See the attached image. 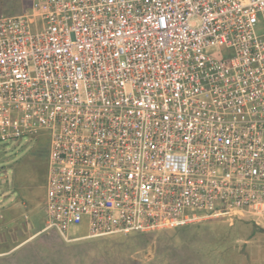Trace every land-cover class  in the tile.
I'll return each instance as SVG.
<instances>
[{
	"label": "built area",
	"instance_id": "2783aa9c",
	"mask_svg": "<svg viewBox=\"0 0 264 264\" xmlns=\"http://www.w3.org/2000/svg\"><path fill=\"white\" fill-rule=\"evenodd\" d=\"M40 132L42 232L65 241L261 217L264 0L0 14V143Z\"/></svg>",
	"mask_w": 264,
	"mask_h": 264
},
{
	"label": "rangeland",
	"instance_id": "374dc122",
	"mask_svg": "<svg viewBox=\"0 0 264 264\" xmlns=\"http://www.w3.org/2000/svg\"><path fill=\"white\" fill-rule=\"evenodd\" d=\"M30 0H0V14L27 12ZM48 137L0 143V225L13 220L0 264H264V212L231 226L211 218L172 229L65 241L44 226ZM2 216V217H1ZM257 223V224H255ZM83 228L73 235L82 236Z\"/></svg>",
	"mask_w": 264,
	"mask_h": 264
},
{
	"label": "crops",
	"instance_id": "0c3cea01",
	"mask_svg": "<svg viewBox=\"0 0 264 264\" xmlns=\"http://www.w3.org/2000/svg\"><path fill=\"white\" fill-rule=\"evenodd\" d=\"M2 217V216H1ZM13 215H11V218L7 221L4 222V224L0 225V256L5 255L7 253H9L12 249L18 247L19 245L25 243L27 240H29L31 237L33 236H28V238H24L23 240L19 241V242H14V245L10 246V247H4V243H6L7 241V235L11 236V231L13 229L8 228L6 230H4V227L6 225H9L12 222Z\"/></svg>",
	"mask_w": 264,
	"mask_h": 264
}]
</instances>
